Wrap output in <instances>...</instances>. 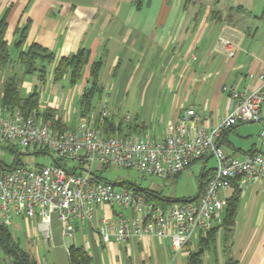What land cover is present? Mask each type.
<instances>
[{"label":"crops","instance_id":"obj_1","mask_svg":"<svg viewBox=\"0 0 264 264\" xmlns=\"http://www.w3.org/2000/svg\"><path fill=\"white\" fill-rule=\"evenodd\" d=\"M2 23L13 62L0 71V109L5 107L2 98L6 80L19 75L20 97L37 94V108L31 113L34 111L40 122L50 123L57 130H71L84 117H96L107 110L104 134L146 135L160 140L168 125L177 123L188 109L194 110L193 121L198 124L222 119L230 109L224 88L250 91L259 86V76L264 73V0H0ZM22 33L24 42L16 47ZM220 38L233 44V57L224 53ZM31 45L53 55L50 60L37 61V66L45 69L43 77L39 72L22 75L17 56ZM79 50L88 56L81 79L71 84L70 75L65 74L54 81L58 60ZM96 62L101 68L91 105L95 99L97 105L84 112L80 100L90 88L89 68ZM245 123L262 124L260 133L264 116ZM235 128L219 138L221 149L224 146L232 151L223 150L226 155L242 157L253 151L264 154V139L259 134V145L253 144L248 151L236 148L229 141ZM236 190L240 195L233 227L229 234L219 227L204 251L202 264H264V179L242 189L234 181L220 191L224 208ZM103 215L105 210L97 214L99 218ZM14 219L32 226V231L26 230L27 237L42 236L39 219ZM52 223L59 232L60 244L54 247L60 252V264H66L63 257L68 259L65 238L74 241L77 234L80 241L73 246L85 250L91 264H187L189 252L197 251L201 238H196V250L188 247L174 255L167 237L104 244L86 221L74 223L71 238L63 235L55 215L51 217V229Z\"/></svg>","mask_w":264,"mask_h":264},{"label":"built area","instance_id":"obj_2","mask_svg":"<svg viewBox=\"0 0 264 264\" xmlns=\"http://www.w3.org/2000/svg\"><path fill=\"white\" fill-rule=\"evenodd\" d=\"M219 43L228 57L234 56L229 40L220 38ZM259 81L250 91L224 88L230 109L222 119L198 124L193 121L194 110L188 109L177 123L168 125L160 140L104 134L107 110L84 117L74 129L60 131L40 122L34 111L24 116L19 110L2 107L0 143L49 153L53 163L0 169V220L10 226L16 217L39 219V230L47 242L55 215L63 235L70 238L74 223L86 221L104 244L167 237L174 255L181 253L191 245L193 235L200 237L222 225L225 202L220 191L234 181L242 189L264 179V154L253 151L239 159L226 155L218 144L223 132L264 116V73ZM259 138L264 139V128ZM206 157H214L216 167L198 196L163 205L151 201L145 192L102 180L94 171L95 167L118 166L165 179ZM101 210L105 215L99 218Z\"/></svg>","mask_w":264,"mask_h":264},{"label":"trees","instance_id":"obj_3","mask_svg":"<svg viewBox=\"0 0 264 264\" xmlns=\"http://www.w3.org/2000/svg\"><path fill=\"white\" fill-rule=\"evenodd\" d=\"M4 29H5V24L4 23L0 24V71L4 70L7 66H9L13 62L10 48L8 44L4 41ZM24 39H25V35L22 33L20 39L18 40L15 46L20 47L23 44ZM52 56H53L52 53L48 52L47 50L37 45H31L27 50L20 51L17 56V60L23 69L22 75L26 76L39 72L40 77H43L45 73V69L39 68L37 66V61L50 60L52 59ZM87 64H88V56L87 53L83 50H79L75 54L69 57L59 59L53 70L54 81H59L65 76V74H69L70 83L75 84L81 79L83 70ZM100 68H101L100 62H96L90 65L89 68L90 80L88 82L90 84V88H88V90H86V92L83 93L80 100L81 101L80 108L84 112L89 111V109L91 108V103H92L91 101L96 93V81ZM21 82H22V77L19 75H13L6 80L3 86L2 103L8 110L13 111L18 109L24 116H28L31 114V111L33 109L37 108L38 98H37V94H31L25 99H22L19 94V87ZM83 111L81 113H83ZM105 124L108 125V119L105 120ZM234 128L235 126L228 130H232ZM59 129L60 131H64L63 128H59ZM224 133L225 132L221 134L222 137ZM3 146L10 153H14L17 149V146H13V145L7 144ZM16 166H25V164L20 162L17 159V157H15L11 165L6 164L4 161L0 159V169L11 170ZM36 167H40V166H36ZM205 174L206 172L204 169L202 170V173L200 175L201 180L199 184L198 194L202 190L204 181L206 180L207 177H209V173L207 174L208 176L206 175V178L204 177ZM121 184L136 189L137 191H142L147 193L150 199H153L160 205L177 201L171 198H164L157 192H154L151 189H143L134 183L121 182ZM232 184H234V182H232ZM198 194L195 197H197ZM239 195L240 192L236 190L232 195V197L226 202V206L224 208L225 215L223 217V222L221 227L223 226V228L226 230V232H228V234L234 224V218L236 214V207L238 204ZM218 231L219 228H214L208 231L206 234L200 236L201 238L199 241V248L197 249V251L189 252L187 264H202L204 251L209 249V246L213 242L214 237L218 233ZM47 242L49 243L50 241ZM0 251H2L4 255L9 257L13 264H38L35 258L31 254H29L26 250L20 247L19 243L15 240V238L9 231L8 226L5 225L1 220H0ZM91 261L92 259L90 255L81 247H76L73 245L68 247V264H91Z\"/></svg>","mask_w":264,"mask_h":264},{"label":"rangeland","instance_id":"obj_4","mask_svg":"<svg viewBox=\"0 0 264 264\" xmlns=\"http://www.w3.org/2000/svg\"><path fill=\"white\" fill-rule=\"evenodd\" d=\"M78 103H75L74 107L77 106ZM97 105L96 99L93 101V106L91 105V110H94V107ZM72 123H76V117L72 116ZM260 123H244L237 128H235L236 132H230L229 141L234 144L236 148H240V150L248 151L251 146L259 145V130L261 128ZM73 128V127H72ZM75 128V127H74ZM73 128V129H74ZM7 144L0 143V159L4 161L6 164L11 165L15 157L24 163L25 166L28 167H36L43 165H50L53 163L51 155L49 153L43 152H33L29 150H25L23 148L17 147L14 153H10L3 146ZM223 150L227 153H232L229 148L222 146ZM234 156V155H233ZM235 158L241 159L242 157L234 156ZM203 167L205 168V178L208 173H211L216 167V161L214 157H210L208 160H199L193 165H191L188 169L184 170L180 175L175 177H168L165 179L158 178L155 176H147L133 168H122L118 166H110L101 168V170H97V167L94 168V171L97 173L105 181L111 183H134L141 188L151 189L154 192H157L164 198H171L173 200L180 199H192L198 194L199 184H200V175L202 173ZM150 198V197H149ZM222 198V194H221ZM154 203H157L153 199H150ZM159 204V203H157ZM224 210L222 216L224 217ZM16 220V219H14ZM13 220V221H14ZM31 223V222H30ZM35 227V223H34ZM27 228L32 231V226H26V222L21 219L16 220L13 224H11L8 229L15 238V240L19 243L20 247L26 250L29 254H31L38 264H60V252L55 249V243L60 244V238L57 225L52 223L51 229V241L49 243H44L42 241V236H33L30 235L27 237L26 230ZM79 234L75 235V240L65 238L64 243L66 247H70L73 244L79 243L80 238ZM199 239L196 236L191 237V245L189 247L192 250L197 249V243ZM58 240L57 242H55ZM106 253V251H104ZM38 257V258H37ZM65 262L67 264L68 259L65 256ZM168 262V261H167ZM0 264H13L11 259L4 255L2 251H0Z\"/></svg>","mask_w":264,"mask_h":264}]
</instances>
